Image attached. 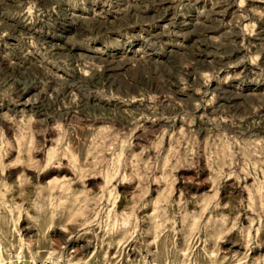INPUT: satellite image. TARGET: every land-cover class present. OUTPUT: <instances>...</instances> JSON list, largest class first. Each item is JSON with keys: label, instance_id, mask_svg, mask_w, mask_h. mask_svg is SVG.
<instances>
[{"label": "rangeland", "instance_id": "374dc122", "mask_svg": "<svg viewBox=\"0 0 264 264\" xmlns=\"http://www.w3.org/2000/svg\"><path fill=\"white\" fill-rule=\"evenodd\" d=\"M0 264H264V0H0Z\"/></svg>", "mask_w": 264, "mask_h": 264}, {"label": "bare ground", "instance_id": "6f19581e", "mask_svg": "<svg viewBox=\"0 0 264 264\" xmlns=\"http://www.w3.org/2000/svg\"><path fill=\"white\" fill-rule=\"evenodd\" d=\"M195 1V0H194Z\"/></svg>", "mask_w": 264, "mask_h": 264}]
</instances>
